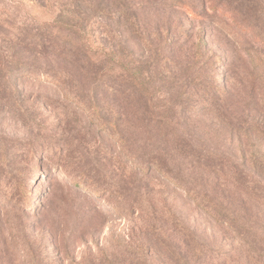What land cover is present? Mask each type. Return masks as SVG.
Returning <instances> with one entry per match:
<instances>
[{
	"label": "rangeland",
	"instance_id": "1",
	"mask_svg": "<svg viewBox=\"0 0 264 264\" xmlns=\"http://www.w3.org/2000/svg\"><path fill=\"white\" fill-rule=\"evenodd\" d=\"M174 1L0 0V264H264V0Z\"/></svg>",
	"mask_w": 264,
	"mask_h": 264
},
{
	"label": "trees",
	"instance_id": "2",
	"mask_svg": "<svg viewBox=\"0 0 264 264\" xmlns=\"http://www.w3.org/2000/svg\"><path fill=\"white\" fill-rule=\"evenodd\" d=\"M132 0H113V4L109 5V0H106V2H104V0H100L98 6L99 9L101 11L105 10L107 14H112L117 20L116 21H123V23L125 22L128 25V29H133V31L139 33L141 32V24H140V20L138 18V15H136L135 13L131 12V4ZM175 2V3H174ZM174 5H179L180 7L184 8L186 11L191 12L194 16H196L194 13V8L192 6H190L189 2L187 1H180V0H175ZM208 3L210 4V9L211 11H219V12H224V13H229V9L227 8V6L225 8H223L221 5H224V2H221V0H208ZM222 3V4H221ZM198 15V14H197ZM222 15V14H221ZM237 15V14H236ZM240 15V14H238ZM68 19H61V20H55L52 21L49 24L52 25H56V24H61L67 27L68 30L73 31L74 33H77L79 35L80 38L85 39L88 35V30L87 27L84 23L74 20V17L80 16L79 13H77L76 11H74L73 8H71V10H69L68 12ZM257 26L251 24L249 26V28L255 29ZM248 28V29H249ZM252 32V31H251ZM64 43H72L73 41H70V39L67 36H63L61 39ZM106 51V50H104ZM105 55V64L103 66V75L108 76L109 79H113V71L115 70V64H119L120 59L121 58H116L115 56H113L111 53H109L108 51H106L104 53ZM100 59V58H97ZM124 74L118 75L116 76L117 78H123ZM105 86L109 87V82H105ZM114 125H112V127H114ZM111 128H109L110 130ZM116 132L113 133V136H116ZM118 139V138H117ZM188 187V186H186ZM187 189H189V193L191 192L190 188L188 187ZM28 192L27 189V185L24 184L23 185V193L24 195H26ZM197 200V198H195Z\"/></svg>",
	"mask_w": 264,
	"mask_h": 264
}]
</instances>
